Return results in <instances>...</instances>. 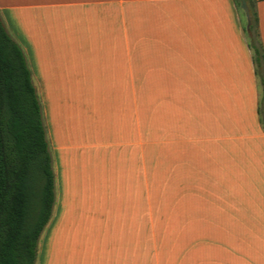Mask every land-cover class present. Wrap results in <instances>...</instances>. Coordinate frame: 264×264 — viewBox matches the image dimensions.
<instances>
[{"label": "crops", "instance_id": "1", "mask_svg": "<svg viewBox=\"0 0 264 264\" xmlns=\"http://www.w3.org/2000/svg\"><path fill=\"white\" fill-rule=\"evenodd\" d=\"M0 13L26 54L53 159L37 264L120 261L137 202L139 76L178 94L205 261L264 264V130L234 0H0ZM257 16L264 49V0Z\"/></svg>", "mask_w": 264, "mask_h": 264}, {"label": "trees", "instance_id": "2", "mask_svg": "<svg viewBox=\"0 0 264 264\" xmlns=\"http://www.w3.org/2000/svg\"><path fill=\"white\" fill-rule=\"evenodd\" d=\"M241 1L251 24L241 14L261 90L259 122L264 130V49L258 29L259 0ZM243 12V11H242ZM56 201L53 159L43 107L26 54L0 13V264H37L41 238Z\"/></svg>", "mask_w": 264, "mask_h": 264}, {"label": "rangeland", "instance_id": "3", "mask_svg": "<svg viewBox=\"0 0 264 264\" xmlns=\"http://www.w3.org/2000/svg\"><path fill=\"white\" fill-rule=\"evenodd\" d=\"M146 81L139 76V90L132 94L137 202L127 223L130 230L117 238L121 247L117 264H208L206 239L197 236L194 157L184 154L192 142L184 139L178 94L162 92L161 86L147 91ZM258 90L260 99L259 86Z\"/></svg>", "mask_w": 264, "mask_h": 264}, {"label": "water", "instance_id": "4", "mask_svg": "<svg viewBox=\"0 0 264 264\" xmlns=\"http://www.w3.org/2000/svg\"><path fill=\"white\" fill-rule=\"evenodd\" d=\"M241 10L244 13L245 20H246V28L248 29L251 24V16L249 12V8L247 6V3L245 1H241Z\"/></svg>", "mask_w": 264, "mask_h": 264}]
</instances>
